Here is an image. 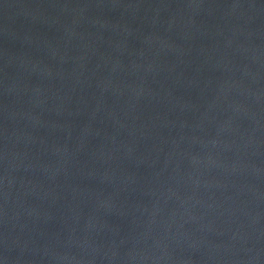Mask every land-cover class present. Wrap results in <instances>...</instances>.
<instances>
[{"label":"water","instance_id":"water-1","mask_svg":"<svg viewBox=\"0 0 264 264\" xmlns=\"http://www.w3.org/2000/svg\"><path fill=\"white\" fill-rule=\"evenodd\" d=\"M0 264H264V0H0Z\"/></svg>","mask_w":264,"mask_h":264}]
</instances>
